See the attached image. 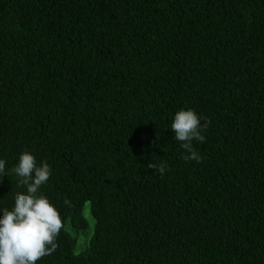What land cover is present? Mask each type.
<instances>
[{
	"label": "trees",
	"instance_id": "obj_1",
	"mask_svg": "<svg viewBox=\"0 0 264 264\" xmlns=\"http://www.w3.org/2000/svg\"><path fill=\"white\" fill-rule=\"evenodd\" d=\"M24 152L63 223L36 264H264V0H0V216Z\"/></svg>",
	"mask_w": 264,
	"mask_h": 264
},
{
	"label": "clouds",
	"instance_id": "obj_2",
	"mask_svg": "<svg viewBox=\"0 0 264 264\" xmlns=\"http://www.w3.org/2000/svg\"><path fill=\"white\" fill-rule=\"evenodd\" d=\"M203 120L202 124L201 117L192 109H182L174 116L171 129L188 153L183 157L185 160L201 162L193 141L205 140L203 133L210 122L207 118ZM147 167L161 175L168 169L166 163L159 166L150 163ZM11 172L20 178L17 187L26 186V194L17 193L13 210H4L0 216V264H36L56 251V238L63 227L58 210L46 196L38 195L41 186L48 181L51 169L46 162L37 165L35 157L24 152ZM3 176H7L5 161L0 159V177ZM69 203L65 200V204Z\"/></svg>",
	"mask_w": 264,
	"mask_h": 264
},
{
	"label": "rangeland",
	"instance_id": "obj_3",
	"mask_svg": "<svg viewBox=\"0 0 264 264\" xmlns=\"http://www.w3.org/2000/svg\"><path fill=\"white\" fill-rule=\"evenodd\" d=\"M82 216L87 224L86 230L83 233L75 235L74 233H72V231L70 232L69 225L68 224L66 225V230L69 231L72 235L76 236L77 238V246L75 252L81 251L85 247V245L89 242V240L91 239L94 233V219L91 216L89 204L85 205L82 211Z\"/></svg>",
	"mask_w": 264,
	"mask_h": 264
}]
</instances>
